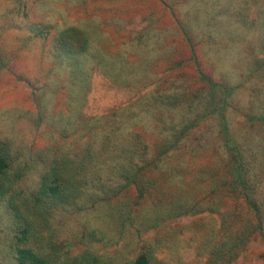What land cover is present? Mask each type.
Instances as JSON below:
<instances>
[{"label":"rangeland","instance_id":"374dc122","mask_svg":"<svg viewBox=\"0 0 264 264\" xmlns=\"http://www.w3.org/2000/svg\"><path fill=\"white\" fill-rule=\"evenodd\" d=\"M0 140V264L12 205L58 264H264V0H0Z\"/></svg>","mask_w":264,"mask_h":264},{"label":"trees","instance_id":"16d2710c","mask_svg":"<svg viewBox=\"0 0 264 264\" xmlns=\"http://www.w3.org/2000/svg\"><path fill=\"white\" fill-rule=\"evenodd\" d=\"M59 43L64 51H69L75 56L84 54L88 50V40L84 33L75 27L66 28L59 37ZM11 151L7 142L0 140V199H2L13 187L15 176L11 173ZM59 167L51 168L44 176L40 193L43 198L57 204L64 202L70 197L69 180L63 175ZM239 179L245 185V179L239 174ZM16 226L18 228L16 237V249L20 264H58L52 255L53 250L47 251L39 248L36 238L34 223L28 217L21 214L18 208L12 205ZM258 211L257 209H254ZM257 229L262 233V220L256 212ZM246 238H243V242ZM152 257L149 253L142 254L134 264H151ZM67 264H102L100 258L86 253L80 258L72 259Z\"/></svg>","mask_w":264,"mask_h":264}]
</instances>
